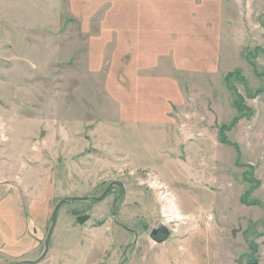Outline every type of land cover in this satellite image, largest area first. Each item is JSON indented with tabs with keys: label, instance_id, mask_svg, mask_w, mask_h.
I'll return each instance as SVG.
<instances>
[{
	"label": "rangeland",
	"instance_id": "rangeland-1",
	"mask_svg": "<svg viewBox=\"0 0 264 264\" xmlns=\"http://www.w3.org/2000/svg\"><path fill=\"white\" fill-rule=\"evenodd\" d=\"M143 1L0 0V264H264V0Z\"/></svg>",
	"mask_w": 264,
	"mask_h": 264
},
{
	"label": "crops",
	"instance_id": "crops-1",
	"mask_svg": "<svg viewBox=\"0 0 264 264\" xmlns=\"http://www.w3.org/2000/svg\"><path fill=\"white\" fill-rule=\"evenodd\" d=\"M153 0H151V5H150V0H147V1H143V4L144 3H147L145 6L147 7V11H142L141 9H139V10H135V13L137 12V13H140L141 11V13H144V14H150V9H151V7H153L154 6V3L152 2ZM153 4V5H152ZM148 7H150V9L148 10ZM133 13H134V11H133ZM129 14H131V13H125V17L127 18L128 17V15ZM141 18V17H140ZM144 29H139V28H134V27H132V28H130V27H124V25H123V27L121 28V29H117V33H116V35H117V37H118V40H119V46L121 47V49L122 48H124V45L123 44H127V46H126V50H133V51H135L138 47H141L140 48V50H142V51H151V50H154V51H156V49H161L162 48V45H161V41H159V40H156L155 38H148V34H147V32L149 33V34H153V32H154V29H150V19H148L147 20V22H145L144 23ZM181 28H178V31L180 30ZM130 30H132L133 32H131ZM147 31V32H146ZM111 32H112V29H111ZM125 32H127V34L126 35H131V36H129V39H131V40H129V42H126L125 41V37H124V35H125ZM146 33V34H145ZM155 33V32H154ZM134 35V37H133V35ZM128 44H130V45H128ZM143 46V47H142ZM161 47V48H160ZM139 59H140V63L141 64H139L138 63V65H142L141 66V70L142 71H148V69H146V68H150V66H143V64H146L147 62H146V60H148L149 59V53H147V52H145V53H142V56L141 57H139ZM176 64L178 63V64H182V60H180L179 59V57L177 58V61H174ZM173 65H174V63H173ZM125 67V66H124ZM127 71H124L123 73H122V75H121V78L123 79L125 76V73H126ZM121 90H122V95H124L125 93L124 92H126V90L123 88V86H121ZM130 93H132V95H126L127 96V98H135V96L136 95H139V93L136 91V90H132V91H130ZM138 93V94H137ZM122 95H120V96H118V97H122ZM138 97V96H137ZM124 101V100H123ZM120 105V109H121V111L123 112L124 111V113L126 114V115H128V112H129V106H132L133 104H128L127 102H122L121 101V104H119ZM138 120H140V119H138ZM140 121H142V120H140ZM2 124H3V126H4V122H2ZM6 125H7V123H6ZM4 127H6V126H4ZM1 172V171H0ZM1 175H3V174H1ZM0 175V176H1ZM4 176V175H3ZM5 179V178H4ZM1 183V182H0ZM0 198H1V195H0ZM22 223H20L19 225H21ZM24 225L25 226H27V225H29V223L27 222V220L25 219V223H24ZM27 228V227H26ZM25 228V229H26ZM12 234V233H11ZM5 239L3 238V239H1L0 240V244H2L3 243V241H4ZM10 241H11V238L9 239Z\"/></svg>",
	"mask_w": 264,
	"mask_h": 264
},
{
	"label": "water",
	"instance_id": "water-1",
	"mask_svg": "<svg viewBox=\"0 0 264 264\" xmlns=\"http://www.w3.org/2000/svg\"><path fill=\"white\" fill-rule=\"evenodd\" d=\"M112 186V183H110L108 185V187L105 189V191L102 193V195H100L99 197H96L94 199L96 200H101L105 195L106 193L108 192V190L110 189V187ZM118 186L120 188H123V185L122 184H118ZM74 199H79V200H85V199H88V197H78V198H73L72 200ZM66 200L64 199H61L55 206L54 210L52 211V216H51V224L49 226V229H48V232L46 234V237H45V241H44V249H43V252L42 254L35 260H24V261H20L18 262V264H35V263H38L39 261H41L48 253V249H49V242H50V238L52 236V233L54 231V228H55V225H56V221H57V217H56V214H57V211L59 209V207L65 203ZM114 214V213H113Z\"/></svg>",
	"mask_w": 264,
	"mask_h": 264
},
{
	"label": "flooded vegetation",
	"instance_id": "flooded-vegetation-1",
	"mask_svg": "<svg viewBox=\"0 0 264 264\" xmlns=\"http://www.w3.org/2000/svg\"><path fill=\"white\" fill-rule=\"evenodd\" d=\"M113 184H115V182H113L112 185H113ZM116 184L118 185L119 183H116ZM112 213H113V212H112ZM127 229H129V228H127Z\"/></svg>",
	"mask_w": 264,
	"mask_h": 264
}]
</instances>
